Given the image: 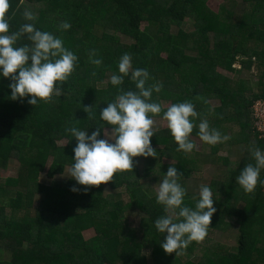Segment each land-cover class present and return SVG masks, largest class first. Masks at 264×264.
<instances>
[{
	"label": "trees",
	"instance_id": "trees-1",
	"mask_svg": "<svg viewBox=\"0 0 264 264\" xmlns=\"http://www.w3.org/2000/svg\"><path fill=\"white\" fill-rule=\"evenodd\" d=\"M207 1L11 0V31L34 23L60 37L76 53L78 64L63 83L61 96L35 106L27 98L12 100L10 79L0 77V169L17 161L15 175L0 176V264H264V185L258 183L250 193L236 181L245 164L255 162L249 148L264 149L250 112L251 102L264 98V0H222L216 10ZM24 9L34 11L36 19L25 21ZM186 19L192 20V31L184 29ZM63 21L71 27L60 28ZM18 43L30 42L25 35ZM91 49L101 65L90 63ZM126 52L133 68L150 73L146 86L163 85L151 97L162 107L161 113L150 114L153 118H163L173 103L194 104L199 116L190 139L195 145L199 140L200 149L178 150L167 125L161 126L150 138L156 157H134L133 169L118 171L112 181L87 186L85 192L86 186L67 176L76 139L65 129L88 128L89 134L96 130L100 110L118 95L110 76L118 73ZM237 62L239 68L234 67ZM253 68L256 83L223 72L241 74ZM130 75L120 88L136 90ZM212 98L217 105L208 103ZM85 106L93 108L88 113ZM201 118L230 138L215 145L202 141L197 135ZM104 127L111 128L106 123ZM210 156L226 169L222 179L207 184L217 209L208 233L179 255L167 253L160 246L164 235L154 226L155 219L165 215L164 207L157 203L149 179L162 180L175 164L187 189L184 203L194 207L199 195L186 181L201 177L202 164ZM67 167L68 174L56 178ZM43 171L49 182L40 180ZM73 185L80 191H71ZM105 186L124 189L104 193ZM130 210L141 213L137 226L128 221ZM233 225L238 232L235 246L213 239L216 230ZM85 230L92 235L85 237Z\"/></svg>",
	"mask_w": 264,
	"mask_h": 264
},
{
	"label": "clouds",
	"instance_id": "clouds-1",
	"mask_svg": "<svg viewBox=\"0 0 264 264\" xmlns=\"http://www.w3.org/2000/svg\"><path fill=\"white\" fill-rule=\"evenodd\" d=\"M10 6L11 0H0V77L10 79L8 87L12 100L27 98V103L33 106L41 101L51 102L61 96L62 85L75 71L78 56L64 46L60 37L36 28L34 23L25 22L18 30L11 31ZM21 15L25 21L36 19V13L30 9H24ZM59 27L67 30L71 25L63 21ZM25 35L30 43H18ZM89 61L96 66L102 64L95 49L89 51ZM129 73L136 90L119 87ZM149 79L148 70L133 68L131 55L124 53L118 62V73L110 76V83L117 86L118 95L100 110L96 130L89 134L88 128L70 126L65 129L76 139L74 162L67 176L74 179L76 185L86 186L83 189L85 192L89 190L87 186L112 181L118 171L133 169L134 157H156L150 138L157 129L150 114L161 113L162 107L151 97L153 92L159 93L163 85L157 82L146 86ZM92 108L85 106L84 110L89 113ZM198 116L194 104L187 100L173 103L163 112V119L178 150L192 152L196 147L190 134ZM105 123L111 126V131L104 127ZM102 130L104 137H101ZM197 135L210 145L230 138L211 127L205 118L199 121ZM249 152L255 162L245 164L236 181L251 193L258 183L264 185V179H260L264 170V149L250 147ZM181 176L182 173L172 163L159 181L156 201L163 205L165 215L154 221L155 229L164 235L160 246L165 252L176 255L181 254L192 241H201L206 237L211 218L217 211L213 190L208 185L200 186L194 207L185 204L187 189L179 182ZM76 185L71 191H80Z\"/></svg>",
	"mask_w": 264,
	"mask_h": 264
},
{
	"label": "rangeland",
	"instance_id": "rangeland-1",
	"mask_svg": "<svg viewBox=\"0 0 264 264\" xmlns=\"http://www.w3.org/2000/svg\"><path fill=\"white\" fill-rule=\"evenodd\" d=\"M222 0H208L207 3L210 5L212 10H216V8L218 7L219 3ZM237 2H239L241 0H236ZM238 11V9H236ZM145 23H142V26ZM194 28L192 20L190 19H186L185 23H184V29L186 31H192ZM122 40H126L127 38L124 37V35H121ZM239 63H234V67H238ZM239 68V67H238ZM224 73H226L229 76H232L233 78L235 77H250L253 81V83H256V70L253 68L251 70H243V72L240 73H231L228 71H223ZM208 103L211 105H217L218 104V100L216 98H212L208 100ZM163 106H167L168 105V101H162ZM154 119V127L155 128H159L161 126H166L167 122L165 119L163 118H153ZM108 131H111V128L105 127ZM103 137H104V132H103ZM66 141V139H61L60 143H64ZM200 141L196 140V150L200 149ZM236 148H234L235 150ZM235 160V158L233 159ZM163 161H167L166 158L163 159ZM16 168H17V161L15 159L10 160L9 162V166L7 168H2L0 169V176L2 177H6V176H13L16 174ZM225 169H226V165H224V163H222L221 161H217L215 159V156H210L208 157V160H206L203 164H202V174L201 177L198 178L197 180L194 179H188L186 181V186L187 188L193 192L196 195H199V189L201 185H207L211 180L214 179H222L225 175ZM68 174V167L65 169V173L62 175H56V178H64L65 175ZM40 180L41 181H50L51 179L46 177L45 171H43L40 174ZM152 185V189L154 192L157 193L158 188H159V181L157 179H149ZM124 188L120 187V186H105L104 187V193H108V192H121ZM37 199V197H36ZM35 199V201H36ZM127 218L128 221L130 223V225L132 226H137L140 223V218H141V213L138 210H130L127 212ZM237 226L233 225L230 226L224 230H216L215 233L213 234V239L217 240L218 242H221L229 247H233L236 245V241H237V236H238V232H237ZM93 233L92 230H85L84 231V235L85 237H89L91 236ZM144 253H149V249L145 248L143 249Z\"/></svg>",
	"mask_w": 264,
	"mask_h": 264
},
{
	"label": "built area",
	"instance_id": "built-area-1",
	"mask_svg": "<svg viewBox=\"0 0 264 264\" xmlns=\"http://www.w3.org/2000/svg\"><path fill=\"white\" fill-rule=\"evenodd\" d=\"M254 132L259 138H264V98H256L250 104Z\"/></svg>",
	"mask_w": 264,
	"mask_h": 264
},
{
	"label": "crops",
	"instance_id": "crops-1",
	"mask_svg": "<svg viewBox=\"0 0 264 264\" xmlns=\"http://www.w3.org/2000/svg\"><path fill=\"white\" fill-rule=\"evenodd\" d=\"M238 67H240V64H239V66ZM249 71V70H248ZM243 72V71H242Z\"/></svg>",
	"mask_w": 264,
	"mask_h": 264
}]
</instances>
